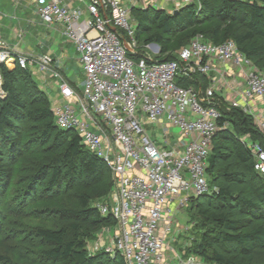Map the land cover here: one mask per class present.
<instances>
[{
	"label": "built area",
	"instance_id": "obj_1",
	"mask_svg": "<svg viewBox=\"0 0 264 264\" xmlns=\"http://www.w3.org/2000/svg\"><path fill=\"white\" fill-rule=\"evenodd\" d=\"M30 1L45 25H61L79 54L84 75L80 91L60 81L62 101L52 107L55 122L75 130L82 143L107 163L113 179L108 197L95 206L101 214L112 215L116 233L108 245H97L91 252H119L124 264L162 261L164 235L172 231L175 211L191 196L209 191L205 168L221 114L214 77L206 87L183 86L177 78L209 75L216 70L214 61L237 68L244 83L230 89L236 97L228 103L250 114L264 134V72L231 39L213 43L197 34L172 60H158L159 46L153 42L140 47L132 6L165 9L172 3L177 9L190 0H162L157 7L152 0ZM0 63L44 70L51 67L52 58L15 52L0 38ZM161 118L166 124L158 127L157 144L146 126L157 125ZM169 125L180 128V137L169 138ZM248 146L256 157L255 168L264 173V146L257 142ZM160 226L163 234L158 233ZM178 264L208 263L190 254L180 257Z\"/></svg>",
	"mask_w": 264,
	"mask_h": 264
},
{
	"label": "trees",
	"instance_id": "obj_2",
	"mask_svg": "<svg viewBox=\"0 0 264 264\" xmlns=\"http://www.w3.org/2000/svg\"><path fill=\"white\" fill-rule=\"evenodd\" d=\"M130 13L140 47L156 43L158 60L177 58V54L167 53L168 42L175 40L174 47L179 49L201 34L213 43L233 40L264 72V0H193L175 13L152 6H132ZM0 75V189L10 185L16 172L13 160L29 147V142L22 143L23 121L37 122V139L30 144L40 143L41 153H51L40 163H31L26 189L20 196L47 191L58 196L65 188L79 182L82 185L74 193V203L43 210L65 225L34 229L39 249L32 257L23 255L22 264H124L119 252L111 256L103 249L93 253L86 247L101 226L116 224L111 214L103 215L95 206L113 189L107 163L82 143L75 130L56 124L48 95L33 79L29 67L16 64L8 68L0 63ZM210 81L209 75L200 73L177 78L183 86L206 87ZM35 100L40 104L33 105ZM217 106L221 114L205 168L209 191L188 200L193 224L190 231L196 236L184 257L192 254L208 264H264L256 261L257 250L264 249V173L255 168L256 157L248 146V142L264 146V134L252 116L239 107L221 98ZM228 160L236 163L231 169L221 165ZM247 180L253 182L247 195L233 190L234 185ZM2 232L0 222V236ZM10 263L8 253L0 251V264Z\"/></svg>",
	"mask_w": 264,
	"mask_h": 264
},
{
	"label": "rangeland",
	"instance_id": "obj_3",
	"mask_svg": "<svg viewBox=\"0 0 264 264\" xmlns=\"http://www.w3.org/2000/svg\"><path fill=\"white\" fill-rule=\"evenodd\" d=\"M161 1L162 0H152V5L156 7L158 5L161 6ZM194 2H196V0H194ZM11 5L13 6V4ZM173 9H176L175 5H173L172 3H166L165 10L171 12L173 11ZM30 11L31 10L29 9V12ZM11 12L12 14H14L13 10H11ZM19 18H22V16L19 15ZM27 32L28 34L26 35L25 39L31 42L33 45H36L38 39L44 35L45 29L38 21V18L33 17L32 26L26 30V33ZM141 39L143 38L141 37ZM167 45L169 46V50L167 53L170 54H177L180 49L174 47L175 40L168 42ZM67 47L68 52L72 56V61L70 63L73 78L76 81L81 82L84 78V75L82 73L81 65L78 61L79 54L75 51V48L72 45H67ZM149 51L155 53L152 49H149ZM34 66L36 67V65ZM33 70L35 71V68H30L33 79L36 81L38 86L43 89L46 82L43 73H45L46 69L37 71V73H33ZM79 88H81L80 85L79 87H76L77 90H80ZM44 91L46 92V90ZM48 92L46 93L49 94L48 99H50L51 107H53L55 103L62 101L56 90H48ZM39 104V101L35 100L33 102V105ZM75 106L79 108L78 102L75 103ZM36 124L37 122L35 121H23L22 123H20V127L23 130L22 143L27 144L29 142V147L28 149H26L22 157L13 160L16 172L15 177L11 181L10 185L5 190L0 189V222L3 227V232L0 236V251H6L8 253V255L11 257L10 264L24 263V261L22 260L23 255H28L29 257L36 255L39 249V242L34 234V229H36L37 227L65 225L62 223H58L56 217L48 216L45 212H43V210L46 208L49 209L52 207L66 206L74 203L76 200L74 193L79 189V187L82 186L79 182V184L74 185L72 188L67 190L65 188L64 191L57 193L58 196H55L56 193L52 191H47L42 195L29 192L25 197L20 196V192L22 191V189H26L27 182L25 181V179L32 170V167H29L33 166L31 165V163H33L34 161L40 163L46 157L45 155L48 156L51 153L50 150L41 153L40 151H42V145L40 143L30 144V141H36L37 139L35 137ZM169 130H171L173 135L175 134L174 136L176 139L179 137L180 128L178 126L170 125ZM29 151H31V153ZM37 152L39 153L38 155L36 154ZM235 164L236 163H234L233 160H228L221 165H228L231 169ZM252 184L253 182L247 180L244 184L234 185L233 190L240 189L243 194L247 195L249 193V187ZM187 208L188 201L184 205L180 206L177 210L176 219L178 223H174L173 225L180 227V230H178V233L175 235H178V238H180V232L182 234H186L184 239H188V243L191 245V242L193 241L192 239L196 235L194 233H191L190 231V228L193 224L191 221H189V213L187 211ZM181 227H183V229H181ZM115 231V225L101 226L100 230L98 232H95L91 236V238L87 240L86 247L88 251L91 252V250L94 249V247L97 245H108L114 238L116 233ZM228 247L233 248L232 245H228ZM256 261L259 263L264 262V249L257 250Z\"/></svg>",
	"mask_w": 264,
	"mask_h": 264
},
{
	"label": "crops",
	"instance_id": "obj_4",
	"mask_svg": "<svg viewBox=\"0 0 264 264\" xmlns=\"http://www.w3.org/2000/svg\"><path fill=\"white\" fill-rule=\"evenodd\" d=\"M71 3L76 4V1L72 0ZM11 4H13V6ZM0 6V38L10 45L15 52L27 53L36 58L41 57L43 54H47L52 58L51 67L46 68L45 73H43L46 79L43 89L46 90V92H48V90H56L59 94L58 85L60 81L63 80L68 81L75 89L79 87V85L81 86L80 83L82 81L78 82L73 78L70 63L72 61V56L68 52L67 47V45H72L74 47V44L62 33L61 25H45L40 20L30 0H0ZM136 6L142 7V5ZM29 9L31 10L30 12ZM11 10L14 11V14H12ZM19 15H21L22 18H19ZM33 17L38 18V21L45 29L44 37L42 36L39 38L36 45H33L25 39L28 34L26 30L32 26ZM83 17L87 18L88 13L84 12ZM214 66L216 70L211 72L209 77L210 79L214 77L217 81L220 88L218 93L219 98L228 102V99L236 97L233 92H229L230 89L232 88L234 90L235 87L240 88L244 83V77L237 68L229 64L214 61ZM36 67L33 65L29 68H35L33 73L41 71L38 69V65ZM163 124H166V121L164 118H161L157 125L146 126V132L157 144H161L160 130L158 127ZM169 127L170 125L168 128ZM174 135L171 130H169V138L171 140L176 139ZM176 217L177 210L174 213V223L177 224L178 221ZM181 229H183V227H181ZM178 230H180V227L173 225L172 231L164 235L163 260L157 263L153 262L152 264H178V259L184 257L185 250L189 246L188 239L185 240L186 234H182L181 232L180 238H178V235H175L178 233ZM162 232L163 226H160L158 233L163 234Z\"/></svg>",
	"mask_w": 264,
	"mask_h": 264
},
{
	"label": "water",
	"instance_id": "obj_5",
	"mask_svg": "<svg viewBox=\"0 0 264 264\" xmlns=\"http://www.w3.org/2000/svg\"><path fill=\"white\" fill-rule=\"evenodd\" d=\"M177 11V9H173V12L175 13ZM154 47L157 48L158 45L156 43H153Z\"/></svg>",
	"mask_w": 264,
	"mask_h": 264
}]
</instances>
